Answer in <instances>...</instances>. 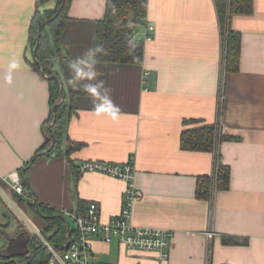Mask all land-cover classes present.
Masks as SVG:
<instances>
[{"label":"crops","instance_id":"0c3cea01","mask_svg":"<svg viewBox=\"0 0 264 264\" xmlns=\"http://www.w3.org/2000/svg\"><path fill=\"white\" fill-rule=\"evenodd\" d=\"M37 2L0 0V190L19 199L1 177L14 171L21 177L24 163L45 142L51 112L47 81L31 67L29 52ZM105 3L71 0L60 39L67 58L57 70L61 74L64 68L76 91L67 136L81 143L69 158L75 166L132 158L141 191L132 223L166 229L172 236L166 260L95 237L96 260L264 264V0H254L252 14L231 17L241 48L239 70L230 74L224 69L225 43L214 0H147L145 22L155 30L137 65L93 60L96 22ZM55 6L50 0L38 11ZM138 32L142 36L143 28ZM201 124L218 125L235 139H221L211 152L183 150L182 130ZM67 148L65 143L61 153L38 158L23 174L34 199L68 217L92 202L101 220L118 215L125 183L73 169ZM218 160L230 168L229 187L217 190L214 184L209 199H199L198 179L215 176ZM223 235L246 238L247 244H222Z\"/></svg>","mask_w":264,"mask_h":264},{"label":"trees","instance_id":"16d2710c","mask_svg":"<svg viewBox=\"0 0 264 264\" xmlns=\"http://www.w3.org/2000/svg\"><path fill=\"white\" fill-rule=\"evenodd\" d=\"M49 1L38 0L37 9L29 25L28 41L29 52L32 56L31 67L39 73L43 68L46 75L51 112L45 121V126L51 125L45 130V142L20 169L22 175L38 158L42 156L49 158L61 153L65 143L68 144L65 155L73 169H76L77 167L69 156L81 146V143L71 141L66 131L67 123L75 113L72 98L76 91L64 68L61 74L57 70V65L61 66V63L67 58L62 54L60 39L69 18L68 10L71 0H54L56 6L53 9L39 12V5ZM214 3L225 43L224 69L226 73H235L239 70L241 33L231 27L230 20L234 15L252 14L254 0H214ZM146 16L147 0H106L104 14L96 22L93 60L101 63L141 64L144 56V41L141 37H136L135 34L139 31V27L145 23ZM44 20H48L46 25H42ZM60 79L63 82L62 93ZM62 94L65 98L59 103ZM221 139H235V137L223 134L217 125L201 124L182 130L180 147L183 150L211 152ZM52 141L53 146H51ZM217 163L215 176L198 179L196 193L199 199H209L214 184L217 190H225L229 187L230 168L220 160ZM22 184L28 199H16L25 203L29 209L41 217L40 235L57 251L63 250L67 234V219L63 212L34 199L27 180ZM70 233H74L71 226ZM20 240L26 242V252H15L7 256L0 255V264L10 263L13 258L18 263L47 264L50 253L34 233L20 229V233L6 237L4 246ZM221 242L225 245H246L247 239L241 240L235 236L223 235Z\"/></svg>","mask_w":264,"mask_h":264},{"label":"built area","instance_id":"2783aa9c","mask_svg":"<svg viewBox=\"0 0 264 264\" xmlns=\"http://www.w3.org/2000/svg\"><path fill=\"white\" fill-rule=\"evenodd\" d=\"M142 36L139 32L135 35L141 37L144 42L150 41L154 35V26L149 23L141 25ZM218 126V125H217ZM80 172H98L119 179L125 183L123 193L122 209L118 215L103 221L99 216L96 203H89L81 213L73 212L69 214L72 219L74 233H70L67 246L61 251H57L48 242L44 241L50 257L47 264H103L96 260L92 243L95 237H100L104 243L117 240L129 251L155 252L162 260H166L169 255L170 240L172 233L166 229L153 227H138L132 223V207L135 201L141 197V191L135 185V166L133 159L124 162H106L100 160H85L76 164ZM218 163L215 167L217 172ZM14 192L28 199L23 188L21 177L17 171L8 173L1 177ZM0 195L6 196L0 190ZM70 225V224H69ZM40 237V233L36 232Z\"/></svg>","mask_w":264,"mask_h":264},{"label":"rangeland","instance_id":"374dc122","mask_svg":"<svg viewBox=\"0 0 264 264\" xmlns=\"http://www.w3.org/2000/svg\"><path fill=\"white\" fill-rule=\"evenodd\" d=\"M45 21V20H44ZM6 194V193H5ZM13 193L8 192L6 196L0 195V254L24 252L26 243L23 240L9 243L4 246L5 236H12L15 231L23 229L26 232L34 233L41 231V217L33 212L25 203L19 202ZM70 225L72 219L65 216ZM44 244L47 242L42 235L39 237Z\"/></svg>","mask_w":264,"mask_h":264},{"label":"water","instance_id":"95a60500","mask_svg":"<svg viewBox=\"0 0 264 264\" xmlns=\"http://www.w3.org/2000/svg\"><path fill=\"white\" fill-rule=\"evenodd\" d=\"M53 18V17H52ZM48 22V20H45L44 22H43V24L42 25H46V23ZM40 74L43 76V77H46V75H45V72H44V70H43V68H41V71H40ZM60 86H61V93H62V88H63V82H62V80L60 79ZM64 98H65V96L62 94L61 95V101L59 102V103H61L63 100H64ZM58 103V104H59ZM51 125V124H50ZM50 125H47L46 126V128L48 127V126H50ZM53 141L51 142V146H53ZM21 180L22 181H24V176L21 174ZM33 201H35V200H33ZM66 226H67V234H66V241L68 240V238H69V236H70V225H69V222L66 220ZM6 238V237H5ZM6 240V239H5ZM26 243V242H25ZM67 246V243L65 244V247ZM26 250H27V247H26V249H25V251L24 252H26ZM15 253V252H14ZM21 253V252H20ZM10 254H12V253H10ZM10 254H2L3 256H7V255H10ZM1 255V254H0ZM11 262H13V263H15V264H20V263H18L17 262V260L15 259V258H13V259H11Z\"/></svg>","mask_w":264,"mask_h":264},{"label":"clouds","instance_id":"9594fccd","mask_svg":"<svg viewBox=\"0 0 264 264\" xmlns=\"http://www.w3.org/2000/svg\"><path fill=\"white\" fill-rule=\"evenodd\" d=\"M15 64V63H14ZM119 110L116 109L115 107L113 108L112 112H113V115H115Z\"/></svg>","mask_w":264,"mask_h":264}]
</instances>
